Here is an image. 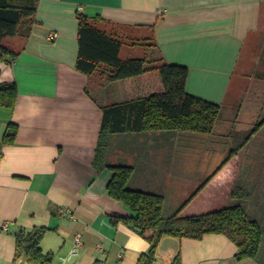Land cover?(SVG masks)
Masks as SVG:
<instances>
[{
    "label": "crops",
    "instance_id": "0c3cea01",
    "mask_svg": "<svg viewBox=\"0 0 264 264\" xmlns=\"http://www.w3.org/2000/svg\"><path fill=\"white\" fill-rule=\"evenodd\" d=\"M79 12L101 16L98 25L108 33L128 37L131 31L135 40L151 43L156 52L147 58L188 66V91L219 104V119L226 113L235 128L252 114L253 97L260 95L254 76L248 90L241 89L248 80L239 67L245 51L264 42V0H39L37 13L5 39L18 56L11 62L8 55L0 58V82L19 88L13 109L0 106V264L19 263L14 232L21 227L49 228L41 246L53 253L50 264H137L150 247L133 226L112 221L130 211L107 192L112 170L97 169L94 162L102 107L157 91L161 78L153 71L109 81L104 64L92 74L78 70ZM10 123L18 126L15 141L4 144ZM176 132L112 134L106 159L133 166L132 188L162 193L165 215L175 213L207 180L182 213L223 208L232 202L237 181L251 184V172H182L176 141L185 131ZM263 208L264 203H248L249 212ZM77 233L81 245L64 260ZM236 251L224 234L198 240L164 236L155 264H264V241L258 260L238 261Z\"/></svg>",
    "mask_w": 264,
    "mask_h": 264
},
{
    "label": "trees",
    "instance_id": "16d2710c",
    "mask_svg": "<svg viewBox=\"0 0 264 264\" xmlns=\"http://www.w3.org/2000/svg\"><path fill=\"white\" fill-rule=\"evenodd\" d=\"M39 0H0V58L9 56L13 61L14 52L3 41L19 33L24 19L33 17L38 10ZM79 54L76 67L83 73L92 74L101 64L110 68L107 79L115 81L137 77L156 71L160 75V89L144 96L102 107L103 120L100 138L96 148L95 167H108L112 176L107 184L108 194L121 202L129 211L128 216H113L112 221H123L133 226L150 243L149 250L143 252L137 264H155L157 248L164 236L202 239L207 234H224L237 246L235 258L258 260L264 241V208L258 214L248 211L246 203L256 200V193L246 179L237 181L231 190L232 202L220 209L200 214L182 213L186 205L202 189L204 182L171 215H165V197L159 192H149L132 188L129 182L134 168L127 164H112L106 159L110 138L115 133L150 131H189L211 133L220 117L221 106L217 103L191 94L187 89L189 68L178 63H169L163 58H127L120 56L124 44L122 36L114 31L101 29V16L90 17L77 13ZM148 40V39H147ZM134 45H151L146 40H134ZM19 88L16 82H0V106L13 109L17 103ZM264 119L255 127L233 130L231 138L236 146L231 158L262 127ZM18 126L10 123L3 139L4 144H12ZM46 226L32 229L19 228L14 232L15 260L25 257L29 264H50L52 252H45L41 243L48 232ZM179 255L176 257L178 261ZM91 264H106L96 260Z\"/></svg>",
    "mask_w": 264,
    "mask_h": 264
},
{
    "label": "rangeland",
    "instance_id": "374dc122",
    "mask_svg": "<svg viewBox=\"0 0 264 264\" xmlns=\"http://www.w3.org/2000/svg\"><path fill=\"white\" fill-rule=\"evenodd\" d=\"M136 36V33L132 34L131 31H128V37H122L124 49L121 56L123 58L151 57L152 54L156 52V49L152 48L151 45H134V40L138 37ZM6 42L7 41L4 40L2 44L6 45ZM263 43L264 42L262 41L258 47H249L245 51L239 67V72L242 77L247 78L248 80L250 76H254L255 83L258 84V86H254V88L258 87L257 91L260 95L258 97H253L255 103L249 109L254 116L247 113V115L242 118V120L244 119L243 123L240 121L235 128V125L230 124V122L227 121L226 113H224L218 123L215 124L213 132L198 133L185 131V134L178 135L181 140L176 141V148L178 149L177 153L180 157L179 164L184 166L181 167L182 172H224L225 174L226 172H251L252 185L250 187L254 186L253 191L256 193L255 202L258 204L264 203V124L252 136L250 141L237 151L238 154L235 153L231 158H229L230 154H232V150L236 146L233 144L232 138L229 136V131L231 129L239 130L242 127H255L257 123L262 122L264 119ZM253 83L254 81L251 80H248V82L245 81L244 86L242 85L241 89L246 88L247 91ZM247 84L248 86H246ZM158 87L160 89V86ZM159 89L156 88V90ZM250 93L253 96V90L250 91ZM241 99L244 100L245 97H242ZM253 111L256 113H253ZM252 122H254V124ZM176 133H179V131ZM184 153L186 155L185 157L183 155ZM201 199H199V201ZM245 205L248 208V203Z\"/></svg>",
    "mask_w": 264,
    "mask_h": 264
},
{
    "label": "built area",
    "instance_id": "2783aa9c",
    "mask_svg": "<svg viewBox=\"0 0 264 264\" xmlns=\"http://www.w3.org/2000/svg\"><path fill=\"white\" fill-rule=\"evenodd\" d=\"M60 212L62 215L67 214L70 217H73V215L69 209H61ZM81 241H82V236L80 233H77L75 235V248L71 251V253L69 254V256L67 258H63L64 260L70 258L72 255L77 253V248L81 245Z\"/></svg>",
    "mask_w": 264,
    "mask_h": 264
},
{
    "label": "water",
    "instance_id": "95a60500",
    "mask_svg": "<svg viewBox=\"0 0 264 264\" xmlns=\"http://www.w3.org/2000/svg\"><path fill=\"white\" fill-rule=\"evenodd\" d=\"M18 264H27V260L25 257H22Z\"/></svg>",
    "mask_w": 264,
    "mask_h": 264
}]
</instances>
